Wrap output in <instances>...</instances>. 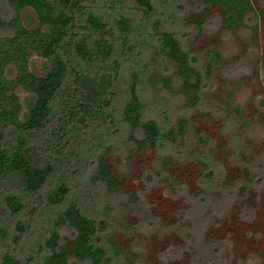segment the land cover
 <instances>
[{
  "label": "trees",
  "instance_id": "16d2710c",
  "mask_svg": "<svg viewBox=\"0 0 264 264\" xmlns=\"http://www.w3.org/2000/svg\"><path fill=\"white\" fill-rule=\"evenodd\" d=\"M194 2L195 12L180 14L175 0H0V28L10 31L0 37V264H125L110 238L111 207L94 204L96 189L111 198L120 194L110 162L125 139L135 152L157 151L182 133L183 120L170 129L144 118L163 101L152 98V87L174 91L176 85L196 106L205 79L222 61L216 51L196 58L173 28L178 20L194 24L198 39L215 12L232 33L249 21L255 30L263 16L256 0ZM5 4L14 12L9 20L1 16ZM26 8L37 28L23 27ZM33 54L48 62L44 77L29 72ZM9 67L13 79L6 77ZM157 67L173 72L162 75ZM16 88L35 96L24 120ZM191 159L202 168L197 183L207 191L211 161ZM243 177L249 179L246 169Z\"/></svg>",
  "mask_w": 264,
  "mask_h": 264
},
{
  "label": "rangeland",
  "instance_id": "374dc122",
  "mask_svg": "<svg viewBox=\"0 0 264 264\" xmlns=\"http://www.w3.org/2000/svg\"><path fill=\"white\" fill-rule=\"evenodd\" d=\"M179 2L180 14L196 11L194 0H175ZM254 5L263 16L252 31L251 21L241 31H224L219 12L210 16L198 39L194 24L178 20L173 28L183 49L193 50L196 58L205 60L206 52L216 51L222 61L205 79L196 106L176 93V85L174 91L162 84L152 87V98L162 95L163 101L157 109L148 108L144 118L170 129L183 120L182 133L157 151L135 152L134 142L125 139L110 162L122 184L120 194L111 198L96 189L94 204L111 207L110 238L125 264H264V0ZM13 14L11 6L2 5L3 19ZM20 17L23 27H38L31 9ZM9 33L0 28V37ZM48 68L47 61L30 57L32 74L44 77ZM157 70L167 76L173 72ZM14 76L9 67L6 77ZM14 93L24 120L35 96L22 88ZM200 155L212 164L213 183L207 191L197 183L202 168L191 159ZM244 169L249 171L247 181ZM125 193L134 194L136 201L131 203ZM61 236L69 231L62 230Z\"/></svg>",
  "mask_w": 264,
  "mask_h": 264
}]
</instances>
